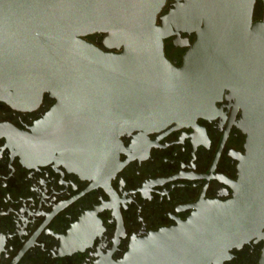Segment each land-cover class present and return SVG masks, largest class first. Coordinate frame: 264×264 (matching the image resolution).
<instances>
[{
    "label": "flooded vegetation",
    "instance_id": "af4514ba",
    "mask_svg": "<svg viewBox=\"0 0 264 264\" xmlns=\"http://www.w3.org/2000/svg\"><path fill=\"white\" fill-rule=\"evenodd\" d=\"M175 2L167 0L157 24ZM253 19H264L262 0ZM196 38L168 36L165 56L181 67ZM102 39L86 37L119 51ZM57 103L50 93L25 109L0 100V264H264V204L243 195L246 134L227 92L181 126L121 136L112 172L64 157ZM208 224L220 244L209 263Z\"/></svg>",
    "mask_w": 264,
    "mask_h": 264
},
{
    "label": "water",
    "instance_id": "95a60500",
    "mask_svg": "<svg viewBox=\"0 0 264 264\" xmlns=\"http://www.w3.org/2000/svg\"><path fill=\"white\" fill-rule=\"evenodd\" d=\"M166 2L0 0V100L25 109L50 93L63 121L64 157L95 170L110 164L112 172L121 136L181 126L212 112L227 92L246 134L243 195L264 204V19H253L256 0H176L159 25ZM180 31L197 38L176 67L164 39ZM93 34L119 51L86 40ZM218 232L206 226L207 263Z\"/></svg>",
    "mask_w": 264,
    "mask_h": 264
}]
</instances>
